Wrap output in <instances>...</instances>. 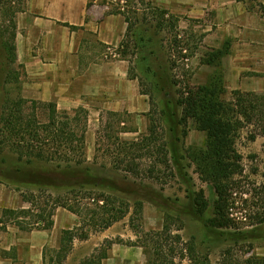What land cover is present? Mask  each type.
<instances>
[{"label": "rangeland", "instance_id": "rangeland-1", "mask_svg": "<svg viewBox=\"0 0 264 264\" xmlns=\"http://www.w3.org/2000/svg\"><path fill=\"white\" fill-rule=\"evenodd\" d=\"M144 1L140 5L137 4L138 0H0V198L4 197L0 202V218L2 217L6 223L10 222L7 217H3L4 209L32 211V214L22 217L28 230H21L18 226L8 223L6 232H3V227L0 225V256H3V245L11 247V255L16 257L13 264L33 263L37 256L38 258L43 257V264H57V253L62 248L60 236L64 231H73L77 237L62 261L63 264H85L93 256H97L98 261L105 253H107V259L101 261L100 264H152V250L142 247L141 242L145 241L146 233L163 230L165 214L153 205L145 203L142 218L135 217L133 215L134 200L137 195L139 197L144 194L142 190L145 185L149 186L172 199L173 202H176V199L180 200L171 203L174 209L172 215L176 217L177 212L185 208L183 204L186 202V185L169 170L165 171L163 167L159 170L165 171V174H158L159 179L130 177L124 170L119 171L113 167V155L118 147L116 139L123 142H134L148 132L147 114L150 111V97L142 93L152 94L159 108L166 107L169 97L165 95L166 91L157 86L162 84V81H154L153 75L147 72L152 61L157 66L154 69H158L159 66L167 68L169 77H166V81L169 84L178 83L177 86L169 89L175 100L178 93L185 87L207 84L215 70L203 64V59L213 50L228 47L229 54L221 61L223 99L228 102L232 101L234 91L254 92L256 90L257 93L264 94V33L241 30L239 26L233 27L230 18L232 12H228L238 7H245L248 11L257 10L261 15L258 7L260 4L257 0L255 2L245 1L240 5L235 0ZM91 3L92 6L88 8V4ZM85 9H88L89 17L95 24V28L99 27L105 16L108 18L112 16L111 12L120 10L128 15H133L135 11H138L140 15L149 17L155 13L154 9L165 11L167 14L163 18L165 29L157 26L156 20L153 24L141 23L136 29V37L128 40V47H126L128 52L126 59L132 62L131 65L128 61L126 62L128 77L131 72L132 75L136 74L141 79V84L138 80L136 81L139 84L141 95L144 96V101L149 104L147 112L144 110L139 113L112 112L106 109L102 98L97 97L84 98L83 103L73 102L71 110L68 111L52 101L57 103V108H60H58L59 112H66L71 118L76 114L75 111L80 112L81 122L78 133L80 134V131L85 129V165L93 168L108 180L107 189L103 192L99 189H94V191H89V189L87 192L73 193L64 189L65 184L63 183L67 178L65 179L57 171L58 162L49 164L39 160L28 162L29 157H25L20 162L19 154L13 147L16 144L15 140H9L2 133L4 126L1 116L8 100L24 98L36 101L25 92V87L29 82L25 60L31 57V53L37 55L45 51L44 49L50 52L56 44L49 47L43 46L40 42L33 51L29 52L25 43L20 42L17 46L16 42L17 59L14 63L8 59L4 44L10 39L13 23L17 25V33L26 29L23 27L19 29V26L25 24V19H31L22 15L29 10L33 11L29 13H32L31 17L36 18L37 23L50 29L48 38L54 42L57 37L56 33H59L61 29L60 25L56 30L50 26H44V23L49 22L41 20L40 13H46L52 18L60 17L62 13L77 16ZM115 16L120 19L121 24L125 23L122 15L116 14ZM116 21L113 18L107 19L109 34L119 26ZM76 32L77 34L73 35L69 29H64L61 39L63 37V40L70 44L75 41L72 46L79 50V55L85 62H110L123 59L118 46H103L95 32L87 27L85 31ZM152 52L155 54H149ZM43 54L45 59L52 58L50 54ZM48 111V109L39 107L35 114L37 120L46 124ZM32 113L31 105L27 106L26 114L31 116ZM113 113H119V116H113ZM249 135V131L244 129L235 141L236 149L242 159L241 174L231 179V183L237 182L238 184L233 183L230 186L231 195L227 209L228 216L234 219L238 227L232 231L243 233L239 244L233 245L232 241L221 239L219 231L224 230L213 229L208 224L216 216L215 207L218 197L212 181L203 180L196 170L195 163L188 172L194 189L205 193L207 209L204 212L203 221L182 216V221L174 218L176 221L170 222L173 234L180 235L184 243L191 240L196 241L198 256L201 259L208 258L212 264H236L243 263L251 256L264 257V225H253L257 214L263 213V210L258 207L262 203V188L264 187V136L251 141ZM185 142L187 147L199 150L206 148V134L197 130L194 121H189L188 136ZM111 143L114 145L111 146ZM153 161L154 159L149 155H143L135 163L141 174H147L153 167ZM101 193H104L110 200L106 209L100 208L104 205V201L99 198ZM28 200H33L34 204H30ZM60 203L77 207L82 213L85 224L78 215L61 207ZM113 208L119 212V215L129 208L128 215L107 230H101L92 224L93 217L96 218L99 214L97 218H101L104 211L107 210L108 213ZM43 212L46 217L51 214V219L57 223L54 232L44 231L45 224L38 226L35 223V216L32 215ZM180 227L182 231H177ZM46 240L47 243H45ZM171 243L179 245L174 239ZM42 245L44 248L41 249ZM35 246L38 249L36 251ZM175 264L192 263L188 258L185 260L176 258Z\"/></svg>", "mask_w": 264, "mask_h": 264}, {"label": "trees", "instance_id": "trees-1", "mask_svg": "<svg viewBox=\"0 0 264 264\" xmlns=\"http://www.w3.org/2000/svg\"><path fill=\"white\" fill-rule=\"evenodd\" d=\"M237 1L244 3L245 1L255 2L256 0ZM144 2V0H138L137 4L141 5ZM90 6H92V3L88 4V8ZM258 7L264 18V6L260 4ZM158 11V9H154L153 12L155 13L151 17L142 16L138 11H135L133 15H128L122 10L110 13L111 15H122L125 18L127 32L118 47V51L123 58L122 60L128 61L130 65L132 62L126 59L128 58L126 47H128V40L136 37V29L139 24H153L154 20H156L157 26L165 29L163 18L167 13ZM64 26L70 27L74 31L80 30L79 27L71 26L67 23ZM11 29L13 32L10 35V39L4 44V49L8 59L14 63L17 59L16 23L12 24ZM149 54L154 55L155 53ZM228 54L229 48L226 47L222 50H213L212 53L206 55L202 63L213 67L215 70L209 77L207 84L185 87L178 93V97L175 100L170 90L172 87L177 86L178 83L171 82L169 84L166 81V77H169L167 76V68L159 66L158 69H154L157 66L152 61L147 72L153 75L154 81H162V84L157 86L159 89L166 91L165 95L169 97L166 107L159 108L152 94L142 93L150 97V111L147 114L149 121L148 132L141 139L134 142H123L116 139L118 147L113 155V167L116 170H124L128 176L140 179H159L160 176L158 174H165V171L169 170L172 175L180 178L186 185V202L183 204L185 208L177 212L176 217L172 215L174 211L171 207L172 199L165 197L149 186L145 185L142 190L144 194L139 197L137 195L136 200H134L133 215L135 217L142 218L145 203L153 205L165 214L163 230L156 233H146L145 241L141 242L142 247L152 250V264H175L176 258L184 260L188 258L192 264H212L208 258L201 259L198 256L196 241L191 240L184 243L180 235L173 234L170 224V222L172 223L175 220L174 218L182 221V216H189L191 219L203 221L202 218L207 209V202L204 191H196L189 176L188 170L192 168L193 163L197 166L196 170L203 180L212 181L218 197L215 207L216 216L210 222L208 221V224L213 229L224 230L219 231V237L232 241L233 245H238L241 240L243 233L232 231L237 225L234 219L228 216L229 213L227 212L229 196L231 195L230 186L233 183L234 185L238 184L237 182L231 183V179L241 174L240 162L242 159L236 149L235 141L244 129L249 131L251 141H255L259 136H264V94L234 91L232 101L228 102L223 99L224 87L221 61ZM155 62L157 63V58ZM129 77L131 80H138L140 84L142 83L136 74L132 75L129 72ZM29 105H31L33 110L31 116L26 114V107ZM39 107L49 110L46 124L37 120L35 114ZM75 112L76 114L71 118L66 112H59L55 102L29 101L24 98L8 100L1 116L4 126L2 133L9 140H15L16 144L13 147L16 153L19 154L18 159L20 162L25 157L30 158L28 162L36 160L47 164L58 162L57 171L65 179L67 178L63 183L65 184L64 189L73 193L87 192L89 189V191L99 189L100 192H103L104 189H107L108 180L93 168L85 165V129L80 131V134L78 133L81 119L79 118L80 112ZM113 116H119V113H113ZM189 121H194L197 130L206 134V148L204 150L186 146L185 139L188 136ZM76 122L78 123L74 125ZM110 145L112 146L114 143ZM143 155H149L154 159L153 167L147 174H141L138 171V165L135 163ZM160 167H163L165 171L161 172L159 170ZM204 176H206V179H204ZM262 191V203L258 208L263 210V213L257 214L256 221L253 223L255 226L264 225V187ZM99 198L104 201L103 207L100 208L106 209L110 200L107 199L104 193H101ZM178 201L180 200L176 199V202ZM27 202L34 204L33 200H28ZM176 202L174 201L173 203ZM60 206L78 215L85 224L82 219V213L77 207H71L67 203H60ZM128 210L129 208L124 212L122 211V215H119V212L114 208L110 209L108 213L106 210L102 213L101 218H97L99 214L96 218L93 217L92 224L101 230H107L125 218L128 215ZM30 214H32L31 210H3V217H7L10 221L8 223L18 226L21 230H28L22 217ZM32 216H35V223L38 226L45 224L47 230H50L54 225L51 214L46 217L43 212ZM179 217L181 219H177ZM8 223L2 217L0 218V225H2L3 231L7 230L6 224ZM177 231H182L181 227ZM76 237L73 231H64L62 248L57 253V264H63L62 261L71 250ZM172 239L176 240L179 245L172 244ZM105 259H107V253L103 254L98 261L97 256H93L85 264H100ZM236 264H264V257L251 256L243 263Z\"/></svg>", "mask_w": 264, "mask_h": 264}, {"label": "crops", "instance_id": "crops-1", "mask_svg": "<svg viewBox=\"0 0 264 264\" xmlns=\"http://www.w3.org/2000/svg\"><path fill=\"white\" fill-rule=\"evenodd\" d=\"M241 3L239 2L238 4L240 5ZM257 3L264 6V0H257ZM87 10H83L77 16H68L65 14L69 13H62L60 17L54 18L41 12L40 16L42 17L40 19L49 22L44 23V26H50L53 30H56L57 26L60 25L61 29L59 33H56L57 37L54 42L48 38L50 29L41 26L37 23L35 17H31L32 13L29 12L33 11L29 10L27 13L22 14L31 19H25V24L19 26V29H22V27L26 29H22L21 32L19 31L17 33V46L20 45V42H23L30 52L40 42L43 43V46L47 45L49 47L56 44L55 48H52L50 52L48 49H44L45 51H41L37 55L31 53V57L25 60L29 79L25 87V92L29 93L28 96L36 101H55L59 106H63L61 107L62 109L67 111L71 110L73 102L83 103L84 98L91 99L97 97L102 98L101 100L105 102L106 109L112 112L126 111L129 113H139L141 110L147 112L149 110V104L144 101V96L140 93L139 84L136 80H131L128 77L127 61L116 59L110 62L92 61L87 63L79 55V50H76V47L72 46L75 41L70 44L68 41H64L63 37L61 39L64 29H69L73 35H76V31H85V27H87L95 32L99 42L103 46L113 45L119 47L127 32L126 22L121 24L120 19L115 15L108 18L105 16L99 24V27L96 26L95 28V24L91 21ZM228 12H232L230 18L233 27L239 26L241 30L259 34L264 33V18L257 10L248 11L245 7H238V9L235 8ZM227 15L229 17V13ZM112 18L113 20H117L116 22L119 26L109 34L107 31V19L111 20ZM66 23L79 27L80 30H71L70 27L64 26ZM112 35H115V37H111ZM43 53L50 54L52 58H43ZM129 89H131L130 92ZM254 92L257 93L256 90ZM2 199L4 197L0 198V202ZM56 228L57 223L54 222L50 230H43L53 231ZM63 233L60 236L61 245ZM45 243H47V240ZM10 248L3 245V256H0V264H13L16 257L11 255ZM42 248H44V245H42ZM36 250L38 249L35 246ZM43 263V257L40 256L38 258L37 256L34 262L29 264Z\"/></svg>", "mask_w": 264, "mask_h": 264}]
</instances>
